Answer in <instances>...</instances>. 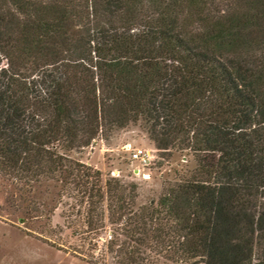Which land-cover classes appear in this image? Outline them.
Instances as JSON below:
<instances>
[{
	"label": "trees",
	"instance_id": "16d2710c",
	"mask_svg": "<svg viewBox=\"0 0 264 264\" xmlns=\"http://www.w3.org/2000/svg\"><path fill=\"white\" fill-rule=\"evenodd\" d=\"M131 124L196 162L141 206L72 157ZM0 179L91 264L106 225L103 264H264V0H0Z\"/></svg>",
	"mask_w": 264,
	"mask_h": 264
},
{
	"label": "rangeland",
	"instance_id": "374dc122",
	"mask_svg": "<svg viewBox=\"0 0 264 264\" xmlns=\"http://www.w3.org/2000/svg\"><path fill=\"white\" fill-rule=\"evenodd\" d=\"M127 143L156 149L141 125L131 124L97 138L88 148L73 152L72 157L98 170L103 183L112 178L135 184L138 206L156 201L166 183L186 177L196 168L189 149H156L149 177L144 179L132 173L127 152L121 150ZM59 188L50 181L17 190L9 179H0V264H91L72 253L82 241L75 236V228L65 222L66 208L56 205ZM109 228L106 225L100 234L93 253L98 264H103L100 254ZM105 259L112 264L110 255Z\"/></svg>",
	"mask_w": 264,
	"mask_h": 264
},
{
	"label": "built area",
	"instance_id": "2783aa9c",
	"mask_svg": "<svg viewBox=\"0 0 264 264\" xmlns=\"http://www.w3.org/2000/svg\"><path fill=\"white\" fill-rule=\"evenodd\" d=\"M121 150L127 152V158L134 175L148 178L150 167L155 159V148L135 147L130 143L121 146Z\"/></svg>",
	"mask_w": 264,
	"mask_h": 264
}]
</instances>
